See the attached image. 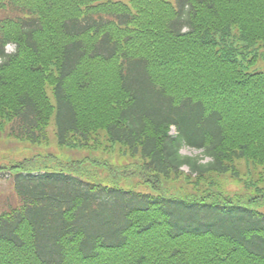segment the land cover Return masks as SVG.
Returning a JSON list of instances; mask_svg holds the SVG:
<instances>
[{
  "label": "trees",
  "instance_id": "obj_1",
  "mask_svg": "<svg viewBox=\"0 0 264 264\" xmlns=\"http://www.w3.org/2000/svg\"><path fill=\"white\" fill-rule=\"evenodd\" d=\"M261 58L264 0H0V145L133 161L0 160V264H264Z\"/></svg>",
  "mask_w": 264,
  "mask_h": 264
},
{
  "label": "rangeland",
  "instance_id": "obj_2",
  "mask_svg": "<svg viewBox=\"0 0 264 264\" xmlns=\"http://www.w3.org/2000/svg\"><path fill=\"white\" fill-rule=\"evenodd\" d=\"M12 50V46H10L8 48V51ZM250 71H259V72H263L264 73V58H261L260 61L258 63H256V65H254L253 67L250 68ZM171 134L174 135L175 134V129L172 128L171 130ZM48 144L46 145V148L48 150H43L41 151V148H31L30 150L32 151L31 153L29 152V150L27 149V147L25 145L23 146H19L18 144H13V143H8L5 142L3 143V145H0V160L1 162H10L11 160H19L21 158H31L34 157V154L36 153H41L42 155L40 157H45L47 155H49L50 153L52 154H56L59 156V160H64L62 158V156L67 159V158H72V159H78L79 160H85V159H92V158H98L100 160H105L107 163L115 166V167H122L119 170H123L125 167H127V165H131L133 163L132 160L127 159V157L123 158L120 155V151L118 149V147H115L113 149V151L109 152V153H103V152H88V151H82L81 153H77L75 152V150H64L61 151L55 144V142L53 141V135L51 134V132L49 133V138H48ZM105 145V143H103V146ZM180 153L184 156H198L201 154L200 151H197L195 149H190L188 147H183L180 151ZM209 159H205L203 160L208 161ZM41 162V161H39ZM52 163V162H51ZM83 174L84 175H94V173H97L100 175V177H105L107 178V175L105 172H101L100 170H95L93 168H91V164L89 163H84L83 164ZM239 166V173L241 176V181L236 182L234 181L232 178H230L229 176H225V177H219V178H212V180L214 182H218V184L215 186L216 189L220 188L222 191H224L225 193L229 194L230 196L233 195H247V194H251L253 193V187H248L247 181L250 179L252 181H255L257 177H254L253 174L249 175V170L254 172V174H256V176L259 175V173L261 174V170L260 169H255L252 168V164H246L244 162H240L238 163ZM183 171H187V168H183ZM120 173V172H119ZM120 175V174H119ZM262 175V174H261ZM264 177V174H263ZM120 181V180H119ZM137 179L136 178H129V179H125L124 181H120V183L123 186L129 187H136L138 190L143 191L138 185H137ZM184 184V181L181 185ZM260 186L263 188L264 190V181L261 182ZM11 199L12 200V192L10 190V185L7 181H5L3 178H0V210L3 209V207L5 206V204L8 202V200ZM264 209H261L260 211H263Z\"/></svg>",
  "mask_w": 264,
  "mask_h": 264
}]
</instances>
